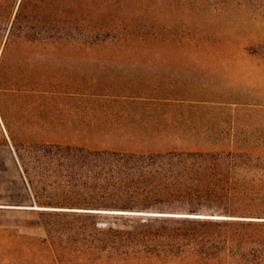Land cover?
<instances>
[{
    "label": "trees",
    "instance_id": "1",
    "mask_svg": "<svg viewBox=\"0 0 264 264\" xmlns=\"http://www.w3.org/2000/svg\"><path fill=\"white\" fill-rule=\"evenodd\" d=\"M144 1L150 0H0V144L13 146L35 204L69 205L67 210L32 208L56 219L44 222L50 240L79 243L92 252L106 250L104 234L114 231L115 248L141 245L165 264H264V146L237 140L212 146L185 138L193 148H118L116 144L125 143L121 137L132 145L139 137L160 142L176 129L173 122L164 126L152 115L136 119L131 104H155L156 109L165 102L141 95L122 98L130 101L125 103L129 120H96L103 125L97 133L109 136L99 146L68 141L74 133L89 135L87 130L57 127L66 121L61 100L66 94L64 67L72 53L159 41L157 32L148 40L130 31L131 20L121 18L129 3ZM179 1L199 11L238 7L239 14H248L245 9L258 0ZM216 42L201 36L188 39L186 46L209 49ZM76 182L83 195L79 200H45L61 184L73 191ZM100 207L190 214L206 209L225 217L148 216L135 220L134 231H118L94 221L97 213L90 211Z\"/></svg>",
    "mask_w": 264,
    "mask_h": 264
},
{
    "label": "rangeland",
    "instance_id": "2",
    "mask_svg": "<svg viewBox=\"0 0 264 264\" xmlns=\"http://www.w3.org/2000/svg\"><path fill=\"white\" fill-rule=\"evenodd\" d=\"M154 1L129 3L121 18L131 20L130 31L143 34L148 40L152 39L151 33L157 32L159 41L128 48L84 49L71 54L64 67L66 94L61 100L64 103L61 113L65 114L66 121L57 127L67 131L87 130L89 135L75 136L74 133L68 141L99 146L109 136L97 133L96 128L103 125H98L96 120H129L130 106L125 103L130 101L123 102L122 98L141 95L160 97L165 102L156 109L155 104L151 107L131 104L130 112L136 119L152 115L164 126L173 122L176 129L169 131L172 136H162L160 142L139 137L132 145L131 139L121 137L125 143L116 144L118 148H193L190 142L185 143V138L191 139V143L212 146L237 140L263 147L264 0L250 4L245 9L248 14H239L238 7L222 12H217L215 7L199 11L195 5L179 0ZM201 36L217 42L209 49L186 46L188 39ZM80 119L84 122L82 125ZM176 136L180 139L173 140ZM76 183L71 192L61 184L59 190L47 192L45 200L60 203L79 200L83 195ZM31 205L45 210H67L64 206H69L35 204L13 146L0 144V264H165L162 258L149 254L141 245L115 248L111 237L114 231L104 234L102 245L106 250L92 252L79 243L60 244V238L50 240L44 222L56 219L28 208ZM92 210L97 213L94 221L101 228L111 226L118 231H134L138 226L135 220L148 216H224L206 209L198 214L120 207ZM93 242L99 244V241Z\"/></svg>",
    "mask_w": 264,
    "mask_h": 264
},
{
    "label": "bare ground",
    "instance_id": "3",
    "mask_svg": "<svg viewBox=\"0 0 264 264\" xmlns=\"http://www.w3.org/2000/svg\"><path fill=\"white\" fill-rule=\"evenodd\" d=\"M26 208V207H25ZM28 208H33V209H43L41 207H33V206H28ZM107 212H120V213H128V212H122V211H107ZM165 215V214H163ZM198 217H206V216H200L198 215ZM208 217H213V216H208ZM214 217H219V216H214ZM220 217H225V216H220ZM231 218V217H229Z\"/></svg>",
    "mask_w": 264,
    "mask_h": 264
},
{
    "label": "water",
    "instance_id": "4",
    "mask_svg": "<svg viewBox=\"0 0 264 264\" xmlns=\"http://www.w3.org/2000/svg\"><path fill=\"white\" fill-rule=\"evenodd\" d=\"M229 219H231V218H229ZM253 219V218H252ZM253 220H259V219H253Z\"/></svg>",
    "mask_w": 264,
    "mask_h": 264
}]
</instances>
